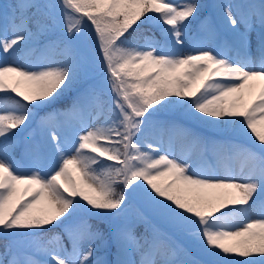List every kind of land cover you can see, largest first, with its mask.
<instances>
[{
  "label": "snow or ice",
  "instance_id": "snow-or-ice-1",
  "mask_svg": "<svg viewBox=\"0 0 264 264\" xmlns=\"http://www.w3.org/2000/svg\"><path fill=\"white\" fill-rule=\"evenodd\" d=\"M0 264H264V0L0 5Z\"/></svg>",
  "mask_w": 264,
  "mask_h": 264
},
{
  "label": "rangeland",
  "instance_id": "rangeland-1",
  "mask_svg": "<svg viewBox=\"0 0 264 264\" xmlns=\"http://www.w3.org/2000/svg\"><path fill=\"white\" fill-rule=\"evenodd\" d=\"M14 0H0V5L2 4H10V3H13ZM221 2H231V3H235L237 2V0H209V5H213V4H217V3H221ZM8 59H12L11 57H8ZM160 118H163V119H177L179 120L180 122L184 123V121L180 120V117L179 116H173V115H162ZM189 127H193L192 124H188ZM195 130L198 131V132H203L204 135H208V136H212L214 138H221L220 134L216 133L215 131L213 130H205L203 129L202 126H195ZM26 135V134H25ZM41 137L39 135H37L36 137V140H40ZM242 142L244 143H248V138L247 137H244ZM165 143H167V140L165 141ZM20 146L19 148V151L18 149L16 150L17 153H21L25 150V147L29 145V142L28 141H25L24 137H21L20 138V143L18 144ZM184 151H187V148H186V143L185 141L181 140V139H177L175 141V147H174V152L176 154V156H180L182 152ZM193 157L195 158V155H196V152L198 151L197 149H193ZM46 166H47V162H46ZM137 209H140L141 211H148L146 208H144V206L139 203L138 201H134L133 202V205H132V208L130 209V214H132L133 216L135 215ZM152 218V222L153 223H157L155 222V219L151 216ZM158 224V223H157ZM193 255L196 256L197 258H200V253H199V250L196 249V248H193Z\"/></svg>",
  "mask_w": 264,
  "mask_h": 264
},
{
  "label": "trees",
  "instance_id": "trees-1",
  "mask_svg": "<svg viewBox=\"0 0 264 264\" xmlns=\"http://www.w3.org/2000/svg\"><path fill=\"white\" fill-rule=\"evenodd\" d=\"M201 3H204V4H205V3H206V0H201ZM57 106H58V107H59V106H61V107H62V106H63V107L66 106V101H62V102H61L59 105H57ZM93 223L95 224L96 221H93ZM101 226L103 227V225H101ZM143 227H144V225L142 224V225L140 226V229H139V230H143Z\"/></svg>",
  "mask_w": 264,
  "mask_h": 264
}]
</instances>
